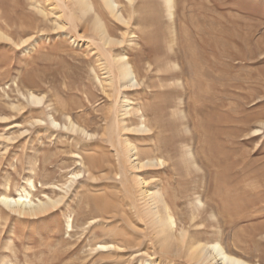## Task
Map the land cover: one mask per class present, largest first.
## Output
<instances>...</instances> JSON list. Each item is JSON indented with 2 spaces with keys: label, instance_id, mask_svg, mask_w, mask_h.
<instances>
[{
  "label": "rangeland",
  "instance_id": "1",
  "mask_svg": "<svg viewBox=\"0 0 264 264\" xmlns=\"http://www.w3.org/2000/svg\"><path fill=\"white\" fill-rule=\"evenodd\" d=\"M159 1L133 0L130 33L104 47L89 15L67 21L69 0H0V194L30 190L32 179L35 202L62 197L24 216L0 202V264H187L162 253L136 215L135 174L188 178L162 184L179 223L200 195L214 214L202 215L200 237L264 264V0H176L175 34ZM91 2L120 40L125 26ZM105 48L126 51L147 85L127 93L137 111L125 122L149 133L120 131ZM27 90L42 102L26 100ZM127 135L163 165L130 169L119 143Z\"/></svg>",
  "mask_w": 264,
  "mask_h": 264
},
{
  "label": "bare ground",
  "instance_id": "2",
  "mask_svg": "<svg viewBox=\"0 0 264 264\" xmlns=\"http://www.w3.org/2000/svg\"><path fill=\"white\" fill-rule=\"evenodd\" d=\"M69 1V5L64 3V8L66 7L69 11V14H67V21L69 23L74 22L78 17V14L82 17L89 15L90 21H88L91 24L90 27L99 35L102 46L106 47L112 44H121L124 40V35L130 33V31H128V25L131 20V15L129 14V12L132 9L133 0H123V4L121 0H101V4L106 13H108L111 17L118 20L125 26V29L121 34L122 38L120 40L109 35V33L107 32L108 28L102 21V17L100 16V14L95 10V7L92 4L91 0ZM159 2L160 4H162L161 6L164 11L163 15L167 18L169 24V33L173 34L174 32H176V19H174V7H176V0H160ZM40 12L44 16L46 15V13L42 9H40ZM63 19L64 18L62 14L57 15L55 19L56 28L62 29L64 28V26H66V21H64ZM1 37H4L5 39L7 38V36L4 35L2 31H0V38ZM125 52L126 51H122L118 54H113L110 50L108 51L105 48L106 57L103 63L105 64L104 68L106 69V73L108 74L107 78L104 80L106 82L105 86L108 85L110 88H113L114 84H117L115 85L117 88L116 91L120 94V103L118 106V111L120 112V131L137 130L143 133L144 131L148 132L150 128H148L147 125L143 124V122H141L140 125H136L132 128H129V125L125 122L128 116L137 111L134 107L131 106L127 93L133 91L138 92L144 90L147 87L145 82L140 79L139 74L135 70L136 68H134V66L132 65L133 63H131V61L129 60L130 57H128ZM22 96L28 101L37 103L42 102L43 99V96L35 94L30 90H27L25 94H22ZM51 122L55 125L57 124V122L53 118H51ZM69 123L73 129L75 127L78 128L71 121ZM80 130L83 133H87V131L82 128ZM119 143L121 147V154L125 162L129 165L130 169H137L140 171L148 169L150 167H158L163 165L162 160L156 157H141L139 155V147L134 142H132L128 135L124 138H120ZM186 153L189 157L188 162H190V164H188L197 166L195 162L196 160L192 156V153L188 150ZM153 178L154 176H151V179ZM133 180L136 186L139 200L136 215L140 220H143V223L145 225L144 228L148 230L152 242L154 243V245L158 246L159 250L162 253H166L168 255L171 254L172 256L181 259L183 258L186 260L187 264H253L252 262H249L242 257L231 253L218 239L215 238L211 240H204L200 237V233H202L203 230H198V227L203 223L204 220H206L204 217H202V215H205V213L210 211L209 207L203 203L200 195H196L193 199V204L188 214L189 219L187 224L179 223L180 218L178 219V217L175 216L172 211V204H175L176 202L173 199L174 196H171L172 194H174V191L171 189L172 192H169L167 190V187L163 186L162 184L171 185L172 187L180 186L179 188H181V185H185V182L189 180L188 178L186 181L185 179H183L184 181H177V179H165L162 181V179L155 180L154 178V181L151 180L153 182H147L148 179H146V177L141 174H135ZM187 183H190V181H188ZM27 184L32 191L34 187L33 180L28 179ZM30 190L22 188L15 195H11L7 192L1 193L0 202L9 211L24 216L36 215L38 213L44 212L48 208L57 204L60 199H62L61 196L55 198L44 194V198L37 199V201L35 202L31 198ZM210 215L214 216L213 210L210 211ZM202 218H204V220ZM133 221L134 218H132L131 222ZM204 223L206 222L204 221ZM66 226L67 230H70L72 228L71 218H68ZM107 246L108 245L106 244L98 245L99 248L103 249L107 248ZM146 264H152V261L147 260Z\"/></svg>",
  "mask_w": 264,
  "mask_h": 264
}]
</instances>
